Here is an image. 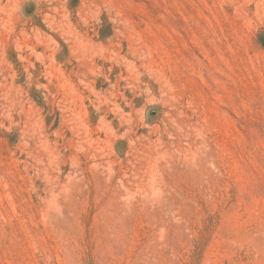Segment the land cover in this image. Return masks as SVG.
I'll return each instance as SVG.
<instances>
[{"label":"rangeland","instance_id":"rangeland-1","mask_svg":"<svg viewBox=\"0 0 264 264\" xmlns=\"http://www.w3.org/2000/svg\"><path fill=\"white\" fill-rule=\"evenodd\" d=\"M0 264H264V0H0Z\"/></svg>","mask_w":264,"mask_h":264}]
</instances>
